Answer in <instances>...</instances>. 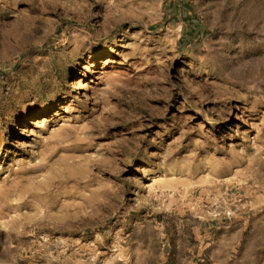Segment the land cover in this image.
<instances>
[{"label":"rangeland","instance_id":"1","mask_svg":"<svg viewBox=\"0 0 264 264\" xmlns=\"http://www.w3.org/2000/svg\"><path fill=\"white\" fill-rule=\"evenodd\" d=\"M200 230L264 264V0H0V264Z\"/></svg>","mask_w":264,"mask_h":264},{"label":"crops","instance_id":"2","mask_svg":"<svg viewBox=\"0 0 264 264\" xmlns=\"http://www.w3.org/2000/svg\"><path fill=\"white\" fill-rule=\"evenodd\" d=\"M227 244L232 243L224 237L218 239L209 236L206 230H200L191 233L182 246L172 238L165 239L157 252L148 251L143 246L135 249L131 246L106 258L104 264H222L225 253L228 258L232 256L225 250ZM209 247L210 250L207 249Z\"/></svg>","mask_w":264,"mask_h":264},{"label":"built area","instance_id":"3","mask_svg":"<svg viewBox=\"0 0 264 264\" xmlns=\"http://www.w3.org/2000/svg\"><path fill=\"white\" fill-rule=\"evenodd\" d=\"M227 213H229V212H227Z\"/></svg>","mask_w":264,"mask_h":264}]
</instances>
